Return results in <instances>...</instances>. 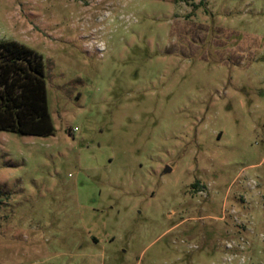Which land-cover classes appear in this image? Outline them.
<instances>
[{
	"label": "rangeland",
	"instance_id": "374dc122",
	"mask_svg": "<svg viewBox=\"0 0 264 264\" xmlns=\"http://www.w3.org/2000/svg\"><path fill=\"white\" fill-rule=\"evenodd\" d=\"M0 40L55 127L0 131V264H264V0H0Z\"/></svg>",
	"mask_w": 264,
	"mask_h": 264
},
{
	"label": "trees",
	"instance_id": "16d2710c",
	"mask_svg": "<svg viewBox=\"0 0 264 264\" xmlns=\"http://www.w3.org/2000/svg\"><path fill=\"white\" fill-rule=\"evenodd\" d=\"M0 131L41 138L55 135L44 60L15 40H0Z\"/></svg>",
	"mask_w": 264,
	"mask_h": 264
},
{
	"label": "built area",
	"instance_id": "2783aa9c",
	"mask_svg": "<svg viewBox=\"0 0 264 264\" xmlns=\"http://www.w3.org/2000/svg\"><path fill=\"white\" fill-rule=\"evenodd\" d=\"M231 248H232V247H231ZM231 248H230V249H231Z\"/></svg>",
	"mask_w": 264,
	"mask_h": 264
}]
</instances>
